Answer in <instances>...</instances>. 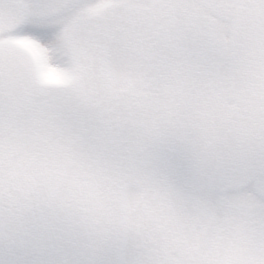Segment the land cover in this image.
<instances>
[{
	"label": "snow or ice",
	"instance_id": "6c2138e0",
	"mask_svg": "<svg viewBox=\"0 0 264 264\" xmlns=\"http://www.w3.org/2000/svg\"><path fill=\"white\" fill-rule=\"evenodd\" d=\"M0 264H264V0H0Z\"/></svg>",
	"mask_w": 264,
	"mask_h": 264
}]
</instances>
